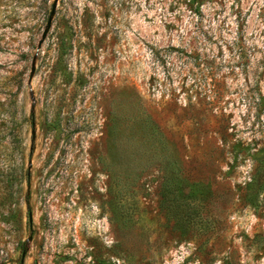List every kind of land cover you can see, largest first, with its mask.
Masks as SVG:
<instances>
[{
    "label": "rangeland",
    "instance_id": "obj_1",
    "mask_svg": "<svg viewBox=\"0 0 264 264\" xmlns=\"http://www.w3.org/2000/svg\"><path fill=\"white\" fill-rule=\"evenodd\" d=\"M53 1L0 0V264H264V0Z\"/></svg>",
    "mask_w": 264,
    "mask_h": 264
},
{
    "label": "water",
    "instance_id": "obj_2",
    "mask_svg": "<svg viewBox=\"0 0 264 264\" xmlns=\"http://www.w3.org/2000/svg\"><path fill=\"white\" fill-rule=\"evenodd\" d=\"M57 2H58V0H54L52 5H51L50 14H49V17L47 19L46 26H45V29L43 30V33H42V36H41V40L39 41V44L43 43V41H44V39H45V37H46L50 27H51L52 17L55 14V9H56ZM29 222H31L30 215H29Z\"/></svg>",
    "mask_w": 264,
    "mask_h": 264
}]
</instances>
